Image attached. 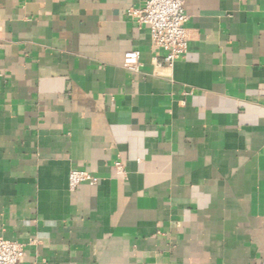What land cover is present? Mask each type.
Segmentation results:
<instances>
[{
  "label": "crops",
  "instance_id": "obj_1",
  "mask_svg": "<svg viewBox=\"0 0 264 264\" xmlns=\"http://www.w3.org/2000/svg\"><path fill=\"white\" fill-rule=\"evenodd\" d=\"M145 2L0 0V238L20 264H264V0H187L172 65L126 16ZM73 169L94 181L69 190Z\"/></svg>",
  "mask_w": 264,
  "mask_h": 264
},
{
  "label": "built area",
  "instance_id": "obj_2",
  "mask_svg": "<svg viewBox=\"0 0 264 264\" xmlns=\"http://www.w3.org/2000/svg\"><path fill=\"white\" fill-rule=\"evenodd\" d=\"M187 0H146L139 9H128L126 16L140 26L149 29L152 46L164 53L165 64L172 65L187 54L188 33L183 27L186 16L184 6ZM139 63L137 52L124 55V67L136 71ZM117 174H124L123 165L114 163ZM94 181L91 174L84 170L73 169L68 176L69 190L80 184ZM24 255L22 244L0 238V264H20Z\"/></svg>",
  "mask_w": 264,
  "mask_h": 264
}]
</instances>
